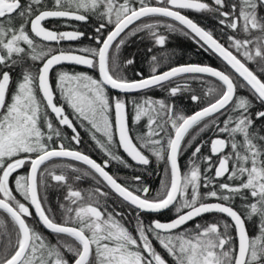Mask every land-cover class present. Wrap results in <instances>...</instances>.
I'll return each instance as SVG.
<instances>
[{
	"label": "snow or ice",
	"instance_id": "snow-or-ice-1",
	"mask_svg": "<svg viewBox=\"0 0 264 264\" xmlns=\"http://www.w3.org/2000/svg\"><path fill=\"white\" fill-rule=\"evenodd\" d=\"M188 11L212 14L220 34ZM51 20L60 23L49 27ZM91 21L96 46L59 47L86 36L70 22ZM165 33L192 39L225 69L189 63L160 71L169 57L154 49L165 48ZM138 36L150 41V74L129 79L124 69L135 56L122 59L121 52ZM64 64L98 78L59 68L53 87V69ZM262 77L264 0H0V264H264ZM191 82L206 85L203 96ZM156 88L170 98L188 93L203 106L185 115L174 100L133 98V122L144 121L134 136L129 101L109 90ZM78 127L106 160L80 150ZM209 130L217 134L207 142L209 154L197 144L182 170L180 156ZM152 158L165 165L155 196L140 175L122 184L107 170L113 161L131 168L129 160L147 170ZM85 177L96 186L74 187ZM50 188L63 192L59 220L48 206ZM165 210L174 212L167 222L142 216ZM207 214L219 215L197 220Z\"/></svg>",
	"mask_w": 264,
	"mask_h": 264
},
{
	"label": "trees",
	"instance_id": "trees-1",
	"mask_svg": "<svg viewBox=\"0 0 264 264\" xmlns=\"http://www.w3.org/2000/svg\"><path fill=\"white\" fill-rule=\"evenodd\" d=\"M206 2L211 3V0H206ZM189 18L193 19L194 22H197L198 25L206 28L207 30H212L216 35L220 34V26L217 23V20L214 18L212 14L208 13H196V12H186L185 13ZM168 35V40L166 42L165 48L160 49L156 48L154 49V52L159 54L162 52H166L169 59L161 66L160 71L167 70L170 66L175 65H182V64H201V65H210L212 67L224 70L225 65L221 62L220 59L217 58L216 55L211 53V51H205L204 49L200 48L199 45H197L192 39L185 37L179 33H165ZM141 36L144 34H140ZM150 46V41L148 40H141L140 37H133L132 41L128 43L121 52V58L126 59L130 58L131 56H135V63L133 65L128 66L124 69V75H126L129 79H138L136 77L135 73L137 72H143L144 76L147 77L150 74V63L149 59L152 53H147L146 48ZM250 68L255 70V65L250 64ZM92 75V74H91ZM264 78V77H262ZM208 80L214 81L213 78H207ZM193 84L194 89L197 91L198 94L203 96V90L206 89V85L197 83V82H191ZM110 91V90H109ZM110 94L113 96H117L119 94L110 91ZM238 95L248 96L249 93L246 89H239ZM188 93H185L182 96H177L176 98H170L168 97L167 93L164 91H161L160 89H152L147 92H142L135 95H119L123 98H126L129 102L127 104L128 114H129V123L132 129V134L135 136V134L138 131L144 130V121H141L140 125H136L133 122V107L131 104V100L133 98L140 99L143 96H149L154 99H166L169 101H173L176 103L178 108L183 111L185 115L192 114L193 112L199 110L203 104L201 103H193L189 100ZM224 117H221V120H223ZM198 129H193L192 132H190L189 137H186V141L190 139L191 135L195 133ZM217 134L213 130H209L205 133H201L196 141L193 143V147L187 149L183 152V154L180 156V165L182 170H186L185 166L188 162V159L191 155V152L194 150V147L199 143H205V147L202 148V154L208 155L209 149L207 146V142H210L212 138H215ZM93 142V141H92ZM227 151V150H226ZM89 155L95 159L96 161L102 163L107 158L97 149L94 145V142L89 146ZM121 155H123L121 153ZM150 155V154H149ZM127 158V157H125ZM213 159H216L215 157ZM130 163H132L129 160ZM133 164V163H132ZM121 170L122 174L117 175L116 171V162H111V165L108 169V171L113 174L119 182L122 184L125 182L131 183L130 178L133 176L131 174V170L135 171L137 175H140L142 177L143 182L149 186L150 188V195L155 196L156 192L160 188V181L163 178V171L165 165L162 163H157L155 161V158H152V163L147 166V170H141V166H136L133 164V167L131 168H124L122 165ZM84 167V166H80ZM203 167V165H202ZM214 171V170H213ZM21 173V172H20ZM95 181L91 177H85L81 181L75 182L74 187H77L79 189L87 190L95 187ZM105 191H108V189H104ZM41 192H43V189H41ZM57 196L60 197V200H57ZM114 196V194H113ZM19 198V197H18ZM63 199V192L57 193L53 189H48V206H50L53 210H55L56 217L59 220L60 218V209L58 207L59 202H62ZM111 200H109L110 203ZM116 205H119V202L117 200H113ZM237 204H239V201H237ZM119 208V206H118ZM117 211H124V209H118ZM142 216L145 220V222L151 221L154 219L152 215L144 214L142 213ZM174 217L173 210H170L166 214L159 215V220H167ZM217 217V215H210L209 217H205L201 219L200 221L208 220L212 221ZM39 230L41 232H44L50 240L54 241V237L52 234L47 233L45 229H43L42 226H40ZM69 259H71L69 257Z\"/></svg>",
	"mask_w": 264,
	"mask_h": 264
},
{
	"label": "flooded vegetation",
	"instance_id": "flooded-vegetation-1",
	"mask_svg": "<svg viewBox=\"0 0 264 264\" xmlns=\"http://www.w3.org/2000/svg\"><path fill=\"white\" fill-rule=\"evenodd\" d=\"M24 2H26V0H24ZM17 23H19V20H17ZM45 23L47 24V26L52 27L53 25L59 24L60 22L59 21H56V20H51V21H47ZM70 23L73 26H75L77 28V30L86 33V36L83 37L80 41H65V42H62L59 47H63L65 49H67V48H74L75 49V48H79V47H94V46H96L95 45V42L92 39H90L94 35V29H95V26H96L95 21H91V22L86 23V24L85 23H82V22H70ZM62 30H72V29L71 28H62ZM59 68H62L64 71H69V72H88L89 74H92L94 77H97V78H98V75H99L98 72H96V71L88 70V69H83V68H78V67H73V66H62V67H58L55 70H53L52 75H51L53 87H55V72ZM14 78H16V74L15 73H14ZM57 97H58V93H57ZM128 118H129V114H128ZM64 131L69 135V137L72 135V133H71V131L69 129L65 128ZM78 131H80V133H81V135L83 137V143L80 146V150L81 151H84L86 154H89L90 153L89 152V146H91V144L93 142L90 140L88 134L84 131L83 128H79L78 127ZM121 153H122V150H121L120 154ZM73 163H75V162H73ZM78 166H82V165H78ZM26 171H27V168L20 169L19 170V172H21V174H24ZM116 171H117L116 172L117 175H121L122 174L121 166L119 164H117V163H116ZM131 174L133 176L134 175H137V173L135 171H133V170H131ZM109 205L112 206V207H115L117 210L119 209L118 208V205H116V203L113 200L110 201ZM124 211H125V215L127 216L128 215L127 211L126 210H124ZM169 211H167V212H169ZM167 212L162 213V214H159V215L166 214ZM159 215H152V216L154 218H158ZM207 217H209V216H207ZM173 218H170V219H167V220H164V221L163 220H160V221L167 222V221H170ZM126 223H127V226L129 227L130 230H134V223H129L127 221H126ZM249 228H250V235H252L251 234V225L249 226Z\"/></svg>",
	"mask_w": 264,
	"mask_h": 264
},
{
	"label": "water",
	"instance_id": "water-1",
	"mask_svg": "<svg viewBox=\"0 0 264 264\" xmlns=\"http://www.w3.org/2000/svg\"><path fill=\"white\" fill-rule=\"evenodd\" d=\"M189 12H193V11H189ZM138 23V22H137ZM215 55V54H214ZM62 66H73V67H78V68H83V69H87L86 67H83V66H74V65H70V64H64V65H62ZM62 66H57V68L58 67H62ZM56 69V68H55ZM55 69H53V70H55ZM218 69V68H217ZM88 70H91V69H88ZM214 79V78H213ZM110 91H112V92H115V93H117V94H119V95H124V96H128V95H135V94H139V93H142V92H137V93H131V94H122V93H119L118 91H116V90H111L110 89ZM127 110V109H126ZM127 114H128V110H127ZM125 156H126V154H124ZM179 162H180V158H179ZM132 163H134V162H132ZM33 211V213H34V209L32 210ZM167 211H169V210H165V211H163V212H161V213H158V214H149V213H144V214H149V215H159V214H162V213H165V212H167ZM210 215H219V214H207L205 217H207V216H210ZM204 218V217H203ZM203 218H197V220H201V219H203ZM195 222V221H194ZM194 222H190V223H194ZM47 231V230H46Z\"/></svg>",
	"mask_w": 264,
	"mask_h": 264
},
{
	"label": "rangeland",
	"instance_id": "rangeland-1",
	"mask_svg": "<svg viewBox=\"0 0 264 264\" xmlns=\"http://www.w3.org/2000/svg\"><path fill=\"white\" fill-rule=\"evenodd\" d=\"M251 234L252 235L254 234V229L252 228V226H251Z\"/></svg>",
	"mask_w": 264,
	"mask_h": 264
}]
</instances>
